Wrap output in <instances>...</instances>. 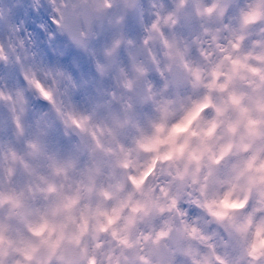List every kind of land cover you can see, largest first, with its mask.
<instances>
[{
    "label": "clouds",
    "instance_id": "1",
    "mask_svg": "<svg viewBox=\"0 0 264 264\" xmlns=\"http://www.w3.org/2000/svg\"><path fill=\"white\" fill-rule=\"evenodd\" d=\"M0 264H264V0H0Z\"/></svg>",
    "mask_w": 264,
    "mask_h": 264
}]
</instances>
